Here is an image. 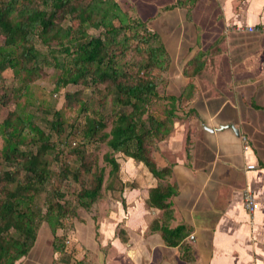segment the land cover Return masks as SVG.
I'll list each match as a JSON object with an SVG mask.
<instances>
[{
    "label": "trees",
    "instance_id": "1",
    "mask_svg": "<svg viewBox=\"0 0 264 264\" xmlns=\"http://www.w3.org/2000/svg\"><path fill=\"white\" fill-rule=\"evenodd\" d=\"M188 3L193 5L195 0H178L158 9L157 14ZM150 19L128 18L116 0H0V79L8 68L23 81L32 77L40 65L53 64L60 70L55 79L57 86L92 84L98 94L93 105L80 98L77 90L66 93L64 107H76L83 113L77 131L81 143L64 142L68 149H59L57 139L33 121L34 113H26L19 100L1 122L0 264H15L27 255L43 223L53 233L57 228L66 231L71 223L65 220L76 217V207L89 208L102 200L103 168L98 165L96 153L85 146L96 142L105 143L112 152L148 169L157 182L147 190V205L161 210L163 221L154 222L151 229L160 231L167 246H177L183 261L193 260L186 242L190 227H170L173 209L169 198L177 194L176 185L167 180L171 166L159 168L153 157L157 144L173 128L178 112L175 104L191 97L193 85L189 83L178 96L158 92L152 70L167 71L171 57L161 38L154 44L160 35L150 29ZM90 28L100 29L99 34L90 35ZM37 43L51 47L53 63L45 59ZM56 53L65 54L67 60L59 59ZM204 53L199 51L190 63H199ZM1 92L4 104L10 96H16L6 88ZM163 100L168 105L162 107L163 115L158 117L150 110L151 105ZM52 115L50 130L60 138L65 120L60 110ZM65 150L68 161L60 157ZM103 157L111 166L110 175L116 173L117 159L108 152ZM53 160L59 163L56 171L50 168ZM53 175L57 178L55 184L51 183ZM66 181L79 185L74 204L61 190ZM48 184L51 190L46 191L42 209L37 198ZM56 241L55 236L54 247L59 249Z\"/></svg>",
    "mask_w": 264,
    "mask_h": 264
},
{
    "label": "crops",
    "instance_id": "2",
    "mask_svg": "<svg viewBox=\"0 0 264 264\" xmlns=\"http://www.w3.org/2000/svg\"><path fill=\"white\" fill-rule=\"evenodd\" d=\"M176 1L161 3L159 9ZM179 12L183 17L172 20L171 14ZM165 13L168 18L150 29L167 48L165 40L173 32H164L166 19L181 28L185 19L196 35L192 42L174 37L185 48L179 63L182 88H169L170 64L165 93L178 96L189 83L193 87L191 97L183 99L184 111L177 112L170 134L153 153L159 168L171 166L167 180L176 185L177 194L169 198L170 227H190L186 242L193 260L183 261L179 248L167 246L160 231L151 229L154 222H163L161 210L147 205V190L157 182L153 179L147 186L125 188L121 202L115 199L96 222L75 217L71 234L40 228L28 254L15 264H149L155 252H160L156 264H264V33L233 29L264 24V0H195L151 17ZM199 51L204 55L191 64ZM245 189L258 202L253 211L243 206ZM93 223L97 230L85 243L77 233L81 225L93 229ZM55 236L59 249L54 247Z\"/></svg>",
    "mask_w": 264,
    "mask_h": 264
},
{
    "label": "rangeland",
    "instance_id": "3",
    "mask_svg": "<svg viewBox=\"0 0 264 264\" xmlns=\"http://www.w3.org/2000/svg\"><path fill=\"white\" fill-rule=\"evenodd\" d=\"M117 3L120 5L123 12H126V15L128 18L137 19V15L139 19L146 20L148 16H153V13L155 11H158L159 5L161 3H168L170 0H116ZM133 3V5H132ZM135 5V6H134ZM156 6V7H155ZM158 6V7H157ZM182 12V11H181ZM185 13V12H184ZM207 14V12H206ZM160 16V15H159ZM155 16V18L149 20V27L156 30L157 28V21L159 19L168 18L167 14L165 13L164 16ZM172 20H175V17H183V13L174 15L171 14ZM204 19V18H203ZM166 24L163 27L164 32H168V30L172 31L173 37L170 35L169 38L165 40L168 48L169 53L172 58L171 60V71H170V79H171V85L170 89L173 92H177L179 89H181V81L183 78V73H179V68L181 67L179 63L185 56V48L183 44V41H176L175 36L182 37L184 41L190 42L192 38H195V33L191 30L192 29V23L189 24L188 21L183 19L184 21H181L182 28L174 26L173 23H170L172 20L169 21V19H166ZM194 20V19H193ZM202 20V19H201ZM115 24L117 25V21H115ZM189 24V25H188ZM170 26V27H169ZM191 26V27H190ZM188 28H190V31L188 32ZM186 30V32H185ZM100 29L90 28L88 30V33L90 35H98ZM162 36V35H161ZM160 40V37L154 42L158 43ZM133 42V41H132ZM192 42V41H191ZM2 43V38H0V44ZM206 43V41H205ZM203 42V44H205ZM37 46L40 48V50L43 53V56L47 61L51 60V63H53L52 55L50 53V48L47 45H42L40 43H37ZM56 56L63 60H67V57L63 53H56ZM60 70H58L53 64L50 65H40L39 70L32 75V77L25 78L23 81H21V78L16 77L13 74V70L11 68L5 69L1 73V79H0V87L6 88L10 92L16 93V96H10L7 100V103L4 104L0 101V124L3 121V119L7 116L8 112L15 109L16 107V101L19 100V105L23 106L24 111L32 112L34 113L33 121L38 124L42 129H44L46 132L49 131L52 133V139H57L59 149L65 147L68 149V146L64 145V142H67L68 145H76L80 142V137L78 131L79 124L83 122V113L80 112L76 107H64L65 102V95L67 92L73 93L74 91L80 92V98L85 100L86 102H91L93 105L95 104V98L98 97L97 92L95 91V87L91 85H82V84H71L68 83L64 86H57L55 83V79L58 75ZM152 75L154 76V79L157 84V90L162 95L165 93L166 88L163 84L168 82V75L169 71H160L153 69ZM23 76V75H22ZM173 81V82H172ZM24 84L27 85L26 88L24 87ZM25 85V86H26ZM2 89L0 90V94L2 93ZM177 104V105H176ZM175 106H177V111H184V100L180 99ZM168 105V102L166 100H163L158 103H154L151 105V109L153 114L156 116H162L161 113L162 107ZM109 102L107 105V108L109 109ZM186 107V106H185ZM54 110H60L63 120H65V132L62 134V136L57 137L54 132L50 130L49 122L51 121L53 115L52 112ZM109 129V126L107 127ZM73 131H76L73 133ZM69 133V135H67ZM2 138L0 135V148L2 146ZM86 149L93 151L96 153L97 156V162L99 167L103 168L104 173V197L102 200L96 201L93 203L89 208H77V218H93V221L96 222V220L99 217H102L106 215V212L109 211L110 208H112V202L114 200H118V203L120 201V196L122 192L130 185H137V184H144L147 186V184L150 183L151 180L155 179L152 174L148 171V169L143 166L140 163H136L135 161L128 159L124 157L122 154L117 152H112V150L103 142H96L95 144L90 143L86 144ZM155 151V150H154ZM68 150H65L64 153L60 154V157L64 160H69V157L67 155ZM108 152L111 155H113L118 163H119V170L114 173L113 175H110L109 171L111 169L110 164L104 160V154ZM154 153V152H153ZM130 161V162H129ZM59 163L56 160H53L50 164V168L53 171L57 170ZM7 168V167H6ZM57 178L55 175L52 176L51 183L55 184ZM111 182V184H109ZM49 184L46 186V190L43 191L40 196L37 198V203L41 205L44 209L45 203H46V197L48 196V193L46 191L48 190ZM79 185L77 183H74L72 181H66L63 182L61 185V190L66 193V197L71 199L74 204V192L78 190ZM51 190V189H49ZM48 190V192H49ZM45 200V201H44ZM119 205V204H118ZM75 219L70 218L66 219V222H70V227L66 230V232L70 231V234L73 233V220ZM44 227L43 229H47L49 226L46 223H43L40 228ZM77 227V226H76ZM82 231L77 233V235L83 239H81L83 242L86 243V239H89L91 232L97 230V225L93 223V229L91 228V224H88L87 226L81 225ZM73 229V230H72ZM72 230V231H71ZM120 230V228H119ZM118 231V230H117ZM119 232V231H118ZM88 234L84 238V234ZM97 234V232H95ZM93 241H94V235H93ZM158 253L155 252L154 257H151L149 264H156L158 263ZM157 255V257H156ZM156 258V259H155ZM154 259V262H152ZM157 260V262L155 261ZM123 264H126L124 261Z\"/></svg>",
    "mask_w": 264,
    "mask_h": 264
},
{
    "label": "built area",
    "instance_id": "4",
    "mask_svg": "<svg viewBox=\"0 0 264 264\" xmlns=\"http://www.w3.org/2000/svg\"><path fill=\"white\" fill-rule=\"evenodd\" d=\"M233 29L235 31H256L259 33H264V24L260 25H234ZM243 140H245V136H243ZM254 165L253 164H248V168H252ZM242 201H243V206L245 209L249 211H253L258 207V202L255 199V196L253 192L249 189H245L242 193ZM69 239H65V244L69 243Z\"/></svg>",
    "mask_w": 264,
    "mask_h": 264
},
{
    "label": "water",
    "instance_id": "5",
    "mask_svg": "<svg viewBox=\"0 0 264 264\" xmlns=\"http://www.w3.org/2000/svg\"><path fill=\"white\" fill-rule=\"evenodd\" d=\"M226 126H229V125H226Z\"/></svg>",
    "mask_w": 264,
    "mask_h": 264
}]
</instances>
